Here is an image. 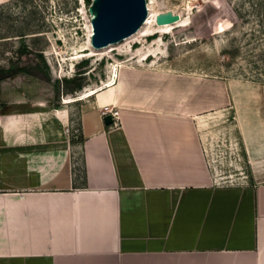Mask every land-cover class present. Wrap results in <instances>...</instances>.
Listing matches in <instances>:
<instances>
[{
    "label": "crops",
    "instance_id": "obj_1",
    "mask_svg": "<svg viewBox=\"0 0 264 264\" xmlns=\"http://www.w3.org/2000/svg\"><path fill=\"white\" fill-rule=\"evenodd\" d=\"M132 69L85 98L116 108L115 125L91 111L74 142L68 107L85 99L61 101L25 137L0 138V264H264L263 95L168 98L160 76ZM225 143L246 181H213Z\"/></svg>",
    "mask_w": 264,
    "mask_h": 264
},
{
    "label": "rangeland",
    "instance_id": "obj_2",
    "mask_svg": "<svg viewBox=\"0 0 264 264\" xmlns=\"http://www.w3.org/2000/svg\"><path fill=\"white\" fill-rule=\"evenodd\" d=\"M150 1L153 23L146 36L105 54L70 59L88 51L86 0H0V138L15 129L25 137L28 123L50 118L51 108H62L66 94L103 87L114 64L123 66L118 75L133 68L147 85L157 74V89L168 98L204 90L217 105V94L225 92L228 103L229 90L236 95L244 89L263 95L264 103V0ZM167 13L179 20L157 24V17ZM92 102L69 104L63 131L74 142L84 139L79 124L94 111ZM102 112L93 113L101 120ZM232 120L228 112L226 121ZM5 147L0 145L2 153ZM231 148L225 143L220 152H211L213 181L248 178L231 167L240 162Z\"/></svg>",
    "mask_w": 264,
    "mask_h": 264
},
{
    "label": "water",
    "instance_id": "obj_3",
    "mask_svg": "<svg viewBox=\"0 0 264 264\" xmlns=\"http://www.w3.org/2000/svg\"><path fill=\"white\" fill-rule=\"evenodd\" d=\"M92 26L91 45L103 48L134 34L147 18L146 0H90L87 7ZM179 20L171 13L157 17V24L164 25ZM105 126L113 124L110 114H104Z\"/></svg>",
    "mask_w": 264,
    "mask_h": 264
},
{
    "label": "bare ground",
    "instance_id": "obj_4",
    "mask_svg": "<svg viewBox=\"0 0 264 264\" xmlns=\"http://www.w3.org/2000/svg\"><path fill=\"white\" fill-rule=\"evenodd\" d=\"M147 1H148V3H147ZM146 4H147V12H148L147 13V18H146L145 22L141 25V27L134 34L130 35L129 37H127L125 39H123L122 41H120L118 43H114V44H109L108 46L103 47V48H94L91 45L92 26H91V22H90V15L88 13L87 6H86L87 26H88V29H89L88 48H87L88 51L81 52L80 55L73 56L70 59H75V58H78V57H86V56H91V55H95V54H97V55L105 54L106 52H110V51L115 50V49L117 50L121 46L128 45L129 43L137 41V38L140 37V36H144V35L146 36V33L144 34L146 28L148 26L152 27V23H153V15L151 13V4L152 3H151L150 0H146ZM148 8H149V11H148ZM147 33L151 34L150 30H147ZM74 66H75V64H74ZM120 68H123V66L121 64H116V65L114 64V67L112 68V72H111L112 75H111L110 79H108L107 82L103 83V87L100 86L101 88H98L99 86L97 85L98 87H94V88L88 89L85 92L79 94L76 98L75 97H66L63 102L66 104V103H71V102H74V101H77V100H83L84 98H87V97H89L91 95H94L97 91L101 90L102 88H104L106 86H109V85L111 86V85L115 84L116 83V79H117L118 69H120ZM110 111L114 112L113 109H110V110H107V111H104V112L109 113ZM115 111L118 112V110H115ZM104 112H102V114ZM117 120H119V117L117 118Z\"/></svg>",
    "mask_w": 264,
    "mask_h": 264
},
{
    "label": "built area",
    "instance_id": "obj_5",
    "mask_svg": "<svg viewBox=\"0 0 264 264\" xmlns=\"http://www.w3.org/2000/svg\"><path fill=\"white\" fill-rule=\"evenodd\" d=\"M104 114H110L111 115V117L113 118V124L112 125H115L117 123V121H118L117 118L119 117V113L117 111H114V112L110 111L109 113L104 112L101 116H103ZM112 125H110V126H112ZM216 182L220 183L219 181H216Z\"/></svg>",
    "mask_w": 264,
    "mask_h": 264
},
{
    "label": "trees",
    "instance_id": "obj_6",
    "mask_svg": "<svg viewBox=\"0 0 264 264\" xmlns=\"http://www.w3.org/2000/svg\"><path fill=\"white\" fill-rule=\"evenodd\" d=\"M88 2V4L90 3V0H86Z\"/></svg>",
    "mask_w": 264,
    "mask_h": 264
}]
</instances>
